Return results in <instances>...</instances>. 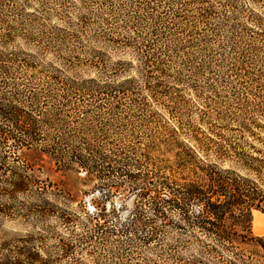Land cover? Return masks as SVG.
Returning a JSON list of instances; mask_svg holds the SVG:
<instances>
[{
	"label": "trees",
	"instance_id": "trees-1",
	"mask_svg": "<svg viewBox=\"0 0 264 264\" xmlns=\"http://www.w3.org/2000/svg\"><path fill=\"white\" fill-rule=\"evenodd\" d=\"M99 1L102 14L62 15L64 26L0 28L4 50L16 38L28 48L0 49L1 163L40 151L92 186L80 214L43 202L32 215L41 236L3 241L0 264H55L37 250L51 217L81 224V245L116 243L127 264H264V237L251 231L252 210L264 213V123L212 107L216 85L258 83L248 64L264 18L219 0ZM152 153L174 161L154 172ZM56 249L65 260L76 246L59 238Z\"/></svg>",
	"mask_w": 264,
	"mask_h": 264
},
{
	"label": "rangeland",
	"instance_id": "rangeland-1",
	"mask_svg": "<svg viewBox=\"0 0 264 264\" xmlns=\"http://www.w3.org/2000/svg\"><path fill=\"white\" fill-rule=\"evenodd\" d=\"M219 1L225 5L227 3L232 4L238 9L243 8L246 12L245 15H248L250 10H252L255 14L264 18V0ZM117 2L118 1H115L114 5L118 8L120 5L119 2ZM99 3V0H0V28L9 25H14V27L19 28L21 23H29L31 20H35L38 21V24L46 26L49 30L55 26H64L65 22L61 20V18L64 19L65 16L67 17L65 21H70V19L75 20L77 15L84 13L85 8L91 9L95 15L102 14L103 12ZM121 3L123 4L122 1ZM104 13V15H108L110 11H105ZM122 13L124 14V12ZM3 23L6 25H3ZM263 43L264 40L256 42V46L261 49V51L251 53L248 64L253 73L262 75L258 79V83L246 82L252 85H249V87L244 90L238 88L236 84L231 87L224 84L216 85V90L219 92L220 99L212 104V107L217 110L216 112L221 113L222 116H230L237 119L235 115H245L253 118L257 121L256 123H264V114L262 115L264 112L260 111L261 105L258 106L259 103L255 100L256 98L254 96V94L259 92L258 89L260 85H263L261 89L264 90ZM26 48L23 41L19 38H16L11 44L5 46V50L4 47H0V49L7 52H19ZM113 56L114 59H118V56H115V54ZM50 60H52V57L48 56L45 62ZM254 89H257V91ZM184 97L189 102L188 107L193 108L194 104H197L196 106L201 105L193 99H190L191 96H188L187 93H185ZM164 115L166 116V114ZM232 127H235V125ZM147 145L148 142L145 138L142 140L140 147H147ZM7 153L9 158L1 163L3 153L0 152V186L1 189H6V193H4L5 196L3 194L0 196V209H11L10 212H8V215H10L8 217L0 214V246L3 241L25 238V236L29 234L40 237L41 227L43 226L39 223L35 224L36 219L32 217V215L38 214L45 201H50L55 205L66 208L70 213L74 214H80L81 209H84L83 207L81 208L83 204L84 206L88 205L86 201H90L91 198L85 196L84 193L91 190L92 186H88L87 183L84 185V173L78 174L75 171L60 168L51 157L42 154L40 151L24 150L23 152ZM171 156L172 155L168 154L160 155L152 153L150 156L151 159L146 161L149 170L157 172L160 168L166 167L169 163L174 161ZM27 163L32 167V170L27 168ZM27 174L31 176L29 184L25 183V186H14L15 183L19 182L21 176ZM44 181H48L54 185L52 191L50 189L48 192H42L43 190L41 188L38 189L37 186H42L40 184ZM55 190H58V193L61 195L60 198L56 196L58 201L54 198L55 195H57ZM62 194L65 198L70 199V203H68V199L65 200L62 198ZM64 201H66L67 205H63ZM130 203H132V201ZM90 208L92 209V206H90ZM254 211L263 213L260 210L253 209L251 212L252 221ZM24 217H27V219ZM44 230H46L48 234L46 235V232L43 234L46 238L42 237L44 238V242H39L37 250L42 257H51L52 260H55V264H74L76 261L81 264H97V262L101 264L128 263L126 258H119L120 256H117L118 254L116 253H118V248L117 244L114 242L110 243L109 241L108 244L102 242L101 245L79 244L77 240L84 232L82 225L77 224V222L75 224L64 225L59 223L56 218L51 217L50 220L47 221V227L45 226ZM252 236L258 237L253 231ZM59 238L74 243L76 246L75 251L65 260L58 259L59 252L57 249L55 250ZM34 247L36 248V246ZM0 253L2 252L0 251ZM146 255L150 254L147 253Z\"/></svg>",
	"mask_w": 264,
	"mask_h": 264
},
{
	"label": "bare ground",
	"instance_id": "bare-ground-1",
	"mask_svg": "<svg viewBox=\"0 0 264 264\" xmlns=\"http://www.w3.org/2000/svg\"><path fill=\"white\" fill-rule=\"evenodd\" d=\"M253 230L255 235H264V214L261 212H253ZM262 230V232H260Z\"/></svg>",
	"mask_w": 264,
	"mask_h": 264
},
{
	"label": "water",
	"instance_id": "water-1",
	"mask_svg": "<svg viewBox=\"0 0 264 264\" xmlns=\"http://www.w3.org/2000/svg\"><path fill=\"white\" fill-rule=\"evenodd\" d=\"M263 214V213H262ZM253 220H254V218H253ZM252 222H254V221H252ZM254 225V224H253ZM252 231H253V233H254V230H253V226H252ZM260 232H262V230L260 231ZM258 237H264V235H257Z\"/></svg>",
	"mask_w": 264,
	"mask_h": 264
}]
</instances>
